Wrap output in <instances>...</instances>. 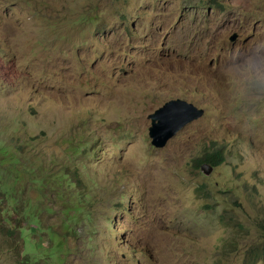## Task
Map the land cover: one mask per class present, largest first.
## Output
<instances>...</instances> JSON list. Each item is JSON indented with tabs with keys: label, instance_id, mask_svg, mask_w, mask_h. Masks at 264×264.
<instances>
[{
	"label": "rangeland",
	"instance_id": "1",
	"mask_svg": "<svg viewBox=\"0 0 264 264\" xmlns=\"http://www.w3.org/2000/svg\"><path fill=\"white\" fill-rule=\"evenodd\" d=\"M254 64L264 73V0H0V139L46 169L47 192L78 218L61 250L45 232L42 248L27 243L28 264H264ZM173 99L203 116L156 149L148 116ZM219 148L222 166L194 168ZM23 184L58 228V202ZM2 218L0 264H25Z\"/></svg>",
	"mask_w": 264,
	"mask_h": 264
},
{
	"label": "trees",
	"instance_id": "2",
	"mask_svg": "<svg viewBox=\"0 0 264 264\" xmlns=\"http://www.w3.org/2000/svg\"><path fill=\"white\" fill-rule=\"evenodd\" d=\"M33 139L34 138H31V140ZM25 145H27V142ZM68 148L73 154H75L81 148V144H70ZM23 158L20 146H13L11 143L4 142L0 139V216H4L2 221L6 223L9 221V218L13 216L12 219L16 223L19 236L25 244L24 249L26 250L25 255L27 256H25L23 261L25 264H28L30 263L28 259L30 245L27 243L36 240V245L33 246H35V248H42L44 241L43 235H45L48 236L49 241L58 240V243H56L57 248H55V250H61V239L66 235H71L73 230V228H71V223L77 222L78 218L69 216L72 209L70 207L68 208L66 202H63V204L59 202V197L56 194V191H48L55 199L54 202H58L59 209H57V212L62 214V220L58 228L53 225L46 227L42 226L43 223L38 214H40V211H44L50 215L54 212V207L41 206L40 209V207L37 204H34L30 198H21L20 193L25 188L23 179L24 177L29 178L31 185L28 186L34 189L37 195L39 194L38 202L47 198L46 193H48V183H52L49 180V175L44 172L46 170L45 168L41 169V166L38 165L36 167H28L24 165V162L22 161ZM193 162L195 169H200L202 165L216 168L222 166L226 162V154H224V151L220 148L213 151L207 150L203 152L201 157L194 159ZM57 183L60 184V182ZM72 185H75L78 188L81 187V184L77 180H75ZM85 217L87 219L88 215H85ZM20 222H24L25 226L20 227ZM262 229L264 230V226H262ZM5 231L7 234H12L14 230L5 228ZM29 236L32 238L29 239ZM46 256H53V249L51 253H47ZM34 261H36V258H33V262Z\"/></svg>",
	"mask_w": 264,
	"mask_h": 264
},
{
	"label": "water",
	"instance_id": "3",
	"mask_svg": "<svg viewBox=\"0 0 264 264\" xmlns=\"http://www.w3.org/2000/svg\"><path fill=\"white\" fill-rule=\"evenodd\" d=\"M236 39L237 34L234 33L229 38V41L234 42ZM203 113L202 109H198L184 100L174 99L167 101L148 116L150 120L148 137L150 138L151 146L156 149L165 147L170 138L187 124L201 118ZM200 168L206 175L212 170L207 165H203Z\"/></svg>",
	"mask_w": 264,
	"mask_h": 264
},
{
	"label": "clouds",
	"instance_id": "4",
	"mask_svg": "<svg viewBox=\"0 0 264 264\" xmlns=\"http://www.w3.org/2000/svg\"><path fill=\"white\" fill-rule=\"evenodd\" d=\"M252 68H255V71L257 72V74L258 75H260V77H261V79H264V73H261V70H260V68H259V66H257V65H252L251 66ZM250 70H251V68H250ZM174 100V99H173ZM170 101V100H169Z\"/></svg>",
	"mask_w": 264,
	"mask_h": 264
}]
</instances>
